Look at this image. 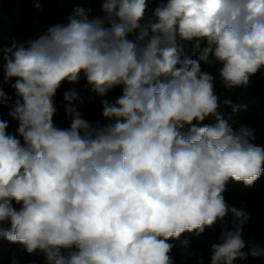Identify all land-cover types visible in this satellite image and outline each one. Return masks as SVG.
<instances>
[{"label":"clouds","instance_id":"clouds-1","mask_svg":"<svg viewBox=\"0 0 264 264\" xmlns=\"http://www.w3.org/2000/svg\"><path fill=\"white\" fill-rule=\"evenodd\" d=\"M152 2L101 0L92 19L78 6L66 24L5 50L0 85L15 79L8 114L23 142L0 119V240L45 264H174L169 241L190 255L182 234L200 236L229 213L237 223L221 227L211 264L264 258V245L243 251L250 214L223 195L230 180L251 187L264 174V147L225 118L202 67L218 63L226 90L249 86L264 69V0H156L149 14ZM81 73L101 98L117 86L122 95L101 99L102 125L83 118L71 88L70 124L57 127L53 98ZM10 101L0 86V106Z\"/></svg>","mask_w":264,"mask_h":264},{"label":"trees","instance_id":"trees-1","mask_svg":"<svg viewBox=\"0 0 264 264\" xmlns=\"http://www.w3.org/2000/svg\"><path fill=\"white\" fill-rule=\"evenodd\" d=\"M78 6L90 10V19L103 17L101 0H0V81L3 77L5 50L9 49L14 42L18 45H26L28 41L38 39L46 34L47 29L51 26L66 24L73 9ZM155 7L156 0H153L149 5V14ZM185 54L194 59L198 55V53H193L191 45L186 46ZM202 67L216 78V92L220 100L219 110L225 118L234 121L237 126L246 125L254 134V139L251 142L264 147V69L250 78L249 86L226 90L222 87L219 79L218 69L220 66L218 63H202ZM13 83H15V79L0 85L5 93L12 97V101L8 105L0 106V119L8 122L7 133L17 136L23 142L18 135V121L12 119L8 114L14 106V101L18 98L15 90L11 87ZM71 88H76L78 94L84 98L83 104L79 101L74 102L83 118L91 123L98 121L102 125L108 121L102 116L101 99L114 103L115 99L122 95V86H117L101 98L91 91L83 73L80 74V79L76 84L62 82L53 98L57 108L54 124L60 128H67L70 124V119L66 117L64 111L63 94ZM225 99H230L233 103L246 104L247 110L233 114L230 108L225 107ZM212 122V120L206 119L203 123ZM223 195L229 207L243 208L250 214L248 221L243 225L242 238L246 243V248L243 251L248 252V246L253 244L264 245V174L251 187L230 180ZM13 203L14 206L19 207V205H15V202ZM235 223H237L236 218L229 213L224 221L217 222L213 227L207 228L200 236H195L192 233L182 234L181 239L190 241L187 249L191 253L190 255L183 254L185 250L179 241H169L175 244L171 251L174 264H211V245L220 242L221 227L231 230ZM13 254L16 255L19 264H45L42 254L30 255L23 251L19 244L0 240V264H11ZM198 258H202V261ZM234 264H264V258H253L248 255L246 259H237Z\"/></svg>","mask_w":264,"mask_h":264}]
</instances>
